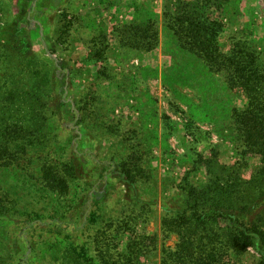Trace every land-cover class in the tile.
Listing matches in <instances>:
<instances>
[{
	"label": "rangeland",
	"instance_id": "374dc122",
	"mask_svg": "<svg viewBox=\"0 0 264 264\" xmlns=\"http://www.w3.org/2000/svg\"><path fill=\"white\" fill-rule=\"evenodd\" d=\"M189 1L0 0V93L17 83L51 131L43 147L0 170L12 208L0 216V263L61 264L79 246L96 258L105 241L116 258L134 244L138 264H161L179 242L163 224L182 211L186 190L236 162L245 182L262 167L241 156L234 115L247 107L245 93L165 26V4ZM217 1L221 53L250 48L264 69V0ZM149 23L156 49L132 46L134 30ZM60 163L82 173L63 197L40 172Z\"/></svg>",
	"mask_w": 264,
	"mask_h": 264
},
{
	"label": "trees",
	"instance_id": "16d2710c",
	"mask_svg": "<svg viewBox=\"0 0 264 264\" xmlns=\"http://www.w3.org/2000/svg\"><path fill=\"white\" fill-rule=\"evenodd\" d=\"M220 9L217 0L166 3L165 26L181 48L205 61L210 70L227 71L229 87L245 93L247 107L234 115L235 129L244 146L241 156L258 158L262 167L245 182L241 175L245 164L236 162L220 167L203 188L186 190L182 211L163 224L164 233H178L179 242L175 249L162 251L161 264H242L250 252L255 257L253 264H264V69L257 51L250 48L236 46L227 56L221 53L218 38L224 24L218 19ZM132 35V46L156 49L157 34L150 23ZM15 84L0 93V170L43 147L51 134L50 129L41 128L39 114L31 103L33 97L20 92ZM79 169L73 163H60L44 165L40 172L47 189L63 197L70 183L82 176ZM5 205L0 195V216L12 211ZM143 240L152 238L145 236ZM104 244L96 248V258L79 246L57 260L61 264H138L137 245H128V251L116 258ZM22 263L29 264L28 259Z\"/></svg>",
	"mask_w": 264,
	"mask_h": 264
}]
</instances>
